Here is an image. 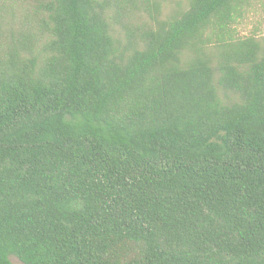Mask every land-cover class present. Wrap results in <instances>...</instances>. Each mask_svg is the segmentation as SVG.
I'll use <instances>...</instances> for the list:
<instances>
[{"label": "trees", "instance_id": "16d2710c", "mask_svg": "<svg viewBox=\"0 0 264 264\" xmlns=\"http://www.w3.org/2000/svg\"><path fill=\"white\" fill-rule=\"evenodd\" d=\"M258 1L0 0V264H264Z\"/></svg>", "mask_w": 264, "mask_h": 264}, {"label": "rangeland", "instance_id": "374dc122", "mask_svg": "<svg viewBox=\"0 0 264 264\" xmlns=\"http://www.w3.org/2000/svg\"><path fill=\"white\" fill-rule=\"evenodd\" d=\"M238 30L242 35L251 33L264 35V0H259L253 9L245 13L244 19L238 24ZM11 259L15 264H23L15 256Z\"/></svg>", "mask_w": 264, "mask_h": 264}]
</instances>
